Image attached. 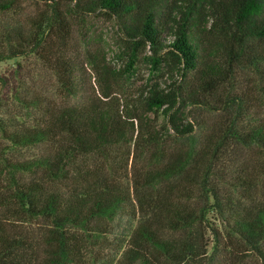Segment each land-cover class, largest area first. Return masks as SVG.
I'll return each instance as SVG.
<instances>
[{
    "label": "trees",
    "instance_id": "1",
    "mask_svg": "<svg viewBox=\"0 0 264 264\" xmlns=\"http://www.w3.org/2000/svg\"><path fill=\"white\" fill-rule=\"evenodd\" d=\"M38 1L50 15L0 27V63L37 56L60 96L96 93L1 90L0 264H264V0ZM92 17L122 66L69 53ZM238 147L257 162L219 180Z\"/></svg>",
    "mask_w": 264,
    "mask_h": 264
},
{
    "label": "rangeland",
    "instance_id": "2",
    "mask_svg": "<svg viewBox=\"0 0 264 264\" xmlns=\"http://www.w3.org/2000/svg\"><path fill=\"white\" fill-rule=\"evenodd\" d=\"M20 15L10 13H0V27L8 26L14 23L28 24L30 19L39 21L43 19L44 14L50 15V11L46 5L38 0H21ZM74 33L73 41L69 53L74 58L83 60L88 50L93 53H100L102 50H109L110 63H116L122 66L120 59L123 52L120 49L122 44L119 39V34L116 31V26L113 21L104 17H92L86 22H81L80 19L73 20ZM84 61V60H83ZM139 77L134 84L136 86L145 85L147 80L151 78L148 67L141 66L139 68ZM2 79H5L4 82ZM23 87L31 93L57 96L64 104H75L78 102H88L96 93V86L93 83L86 92L76 98L60 96L57 91V79L53 72L50 71L37 56L30 58H18L0 63V105H3L5 99L8 103L13 99L9 94L1 95V90L5 86ZM8 89V88H7ZM3 97V99H2ZM204 118L203 116H201ZM162 120V119H161ZM4 148H0V159ZM229 150V148H228ZM40 148L24 149L23 152L27 157L38 155ZM258 153L253 148H232L229 154H224L223 158L216 162L213 168V174L217 178L226 180L231 173L244 171L246 168L251 169L257 162ZM234 167V168H233ZM232 170V172H231Z\"/></svg>",
    "mask_w": 264,
    "mask_h": 264
}]
</instances>
